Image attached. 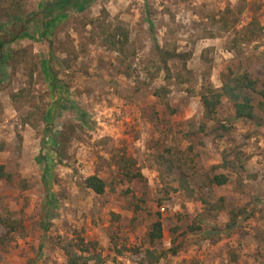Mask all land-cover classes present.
Returning a JSON list of instances; mask_svg holds the SVG:
<instances>
[{
	"label": "rangeland",
	"instance_id": "374dc122",
	"mask_svg": "<svg viewBox=\"0 0 264 264\" xmlns=\"http://www.w3.org/2000/svg\"><path fill=\"white\" fill-rule=\"evenodd\" d=\"M63 1L0 0L2 39L37 12L0 59V264H264V115L199 101L264 78V0Z\"/></svg>",
	"mask_w": 264,
	"mask_h": 264
},
{
	"label": "trees",
	"instance_id": "16d2710c",
	"mask_svg": "<svg viewBox=\"0 0 264 264\" xmlns=\"http://www.w3.org/2000/svg\"><path fill=\"white\" fill-rule=\"evenodd\" d=\"M91 0H83L84 4L90 2ZM69 2L63 1L60 2L61 9L65 3ZM77 4V2H76ZM8 18V25L4 27L3 37L0 38V59L2 57L3 46L16 38L20 32L25 31L27 24L34 20L37 12H31L27 14L18 13L15 18L9 15L8 11L5 13ZM12 17V19H10ZM222 23L225 24L224 19H221ZM244 40H255L260 33V28L258 27L255 20H251L247 25L242 29ZM10 37V38H8ZM7 38V39H6ZM156 50L159 54H163L160 48L157 47L155 43ZM172 56L169 55L168 58ZM51 75V85L54 86L57 82L56 75L53 71H49ZM224 97L231 103L233 108L234 116L236 118L247 119L256 122L257 125H260L262 122V117H259L254 112V108L260 111L264 115V78L261 81H258L256 78H253L247 71L239 72H227V75L221 79L219 88H212L206 86L204 90L199 94V101L202 107V114L205 118L209 119L214 114L215 108L220 102V99ZM255 102V103H254ZM223 129V127H221ZM216 136H220V133H214ZM7 177V174L3 170V166L0 164V178ZM226 181V178L223 175H214L211 177V182L216 185H221ZM84 186L89 188L95 194H101L104 190V182L95 175H89L84 179ZM231 226V225H230ZM148 240L150 242L161 236L160 222L159 220H154L150 224L149 231L147 232ZM3 240L0 237V243ZM174 250H171V253H174ZM81 257L77 255H69L67 259V264H85V259L80 263L78 260ZM83 259V258H82Z\"/></svg>",
	"mask_w": 264,
	"mask_h": 264
}]
</instances>
